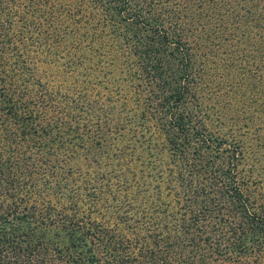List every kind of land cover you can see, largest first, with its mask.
Wrapping results in <instances>:
<instances>
[{"label": "trees", "instance_id": "16d2710c", "mask_svg": "<svg viewBox=\"0 0 264 264\" xmlns=\"http://www.w3.org/2000/svg\"><path fill=\"white\" fill-rule=\"evenodd\" d=\"M185 6L0 0V264H264V126L204 122Z\"/></svg>", "mask_w": 264, "mask_h": 264}, {"label": "rangeland", "instance_id": "374dc122", "mask_svg": "<svg viewBox=\"0 0 264 264\" xmlns=\"http://www.w3.org/2000/svg\"><path fill=\"white\" fill-rule=\"evenodd\" d=\"M186 2L180 22L187 28L185 37L192 44L195 63L203 70L204 103L214 111L204 122L222 130L230 123L236 136L247 140L251 126H264V0H211L209 7L205 0ZM214 9L218 12L210 17ZM215 114L223 119L219 124ZM135 126L112 133L114 139H107L82 160L115 174V159L133 160L140 154ZM258 133L264 136L263 131ZM254 155L264 176V149Z\"/></svg>", "mask_w": 264, "mask_h": 264}]
</instances>
